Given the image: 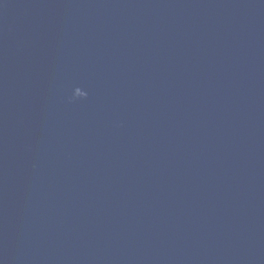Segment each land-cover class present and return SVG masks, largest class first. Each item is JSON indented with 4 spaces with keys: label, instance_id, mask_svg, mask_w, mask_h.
I'll return each mask as SVG.
<instances>
[{
    "label": "water",
    "instance_id": "obj_1",
    "mask_svg": "<svg viewBox=\"0 0 264 264\" xmlns=\"http://www.w3.org/2000/svg\"><path fill=\"white\" fill-rule=\"evenodd\" d=\"M0 264H264V0H0Z\"/></svg>",
    "mask_w": 264,
    "mask_h": 264
}]
</instances>
